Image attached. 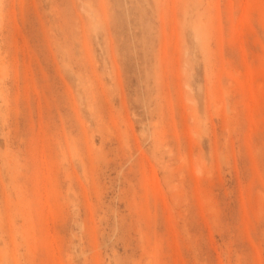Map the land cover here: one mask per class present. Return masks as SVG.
I'll use <instances>...</instances> for the list:
<instances>
[{
    "label": "rangeland",
    "instance_id": "rangeland-1",
    "mask_svg": "<svg viewBox=\"0 0 264 264\" xmlns=\"http://www.w3.org/2000/svg\"><path fill=\"white\" fill-rule=\"evenodd\" d=\"M0 264H264V0H0Z\"/></svg>",
    "mask_w": 264,
    "mask_h": 264
}]
</instances>
